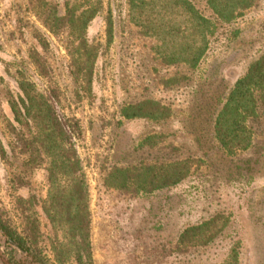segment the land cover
I'll list each match as a JSON object with an SVG mask.
<instances>
[{
  "label": "rangeland",
  "instance_id": "obj_1",
  "mask_svg": "<svg viewBox=\"0 0 264 264\" xmlns=\"http://www.w3.org/2000/svg\"><path fill=\"white\" fill-rule=\"evenodd\" d=\"M47 1L63 13L73 0ZM100 1L86 28L88 43L97 48L87 86L69 74L65 29L50 31L27 0H0V215L27 233L24 245L31 249H20L0 231V264H40L39 256L54 263L52 241L63 235L43 209L46 161H33L30 150L17 142L19 136L30 139L35 130L28 116L15 120L9 106L22 77L41 89L53 86L63 115L74 116L81 127L76 144L88 185L96 264H218L234 250L236 264H264V102L248 122L252 143L247 149L228 153L213 130L228 90L264 51V0H255L220 27L195 67L159 60L152 39L129 20L125 0ZM195 4L203 7L202 0ZM37 32L46 45L38 42ZM31 48L48 60L50 72H36L27 57ZM144 97L169 106V116L121 115L122 106ZM152 133L158 143H145ZM182 157L188 158V174L170 186L132 194L103 183V172L112 165ZM24 205L34 213V232L22 230ZM214 216L209 242L179 241L186 226Z\"/></svg>",
  "mask_w": 264,
  "mask_h": 264
},
{
  "label": "trees",
  "instance_id": "obj_2",
  "mask_svg": "<svg viewBox=\"0 0 264 264\" xmlns=\"http://www.w3.org/2000/svg\"><path fill=\"white\" fill-rule=\"evenodd\" d=\"M27 1L50 31H67L70 46L69 74L79 77L76 80L83 85L86 81L89 86L97 48L95 44L88 43L86 28L102 2L84 0L87 1L84 6L73 0L66 3L63 13H59L50 1ZM202 1L203 7L196 5L195 0H125V3L129 20L146 37L152 39L151 47L159 60L165 64L195 67L206 58L207 50L218 29L228 25L255 2ZM106 24L109 41L113 33L110 14ZM35 36L40 44L46 45V38L41 32H37ZM29 52L27 57L35 66L36 72L51 71L50 63L41 52L36 48H31ZM168 82L170 83L169 79ZM18 89L16 98L9 101L13 117L19 121L22 114L28 116L34 121L35 130L30 139L19 136L17 142L30 150L33 161H46L48 190L43 209L63 232L62 237H56L52 241L54 263L49 257L39 256L38 260L40 264H96L92 245L89 191L76 144L81 133L78 120L74 116L63 115L60 95L53 86L41 89L22 77L18 80ZM260 102H264V51L250 61L245 72L236 78L214 118V135L228 153H237L251 145L252 129L248 122L259 115ZM170 111V107L159 100L144 97L125 104L120 113L128 118L145 117L158 120L169 116ZM155 136L158 137V134L152 133L144 142L150 145L158 143V140H153ZM189 167L188 158L183 157L150 164L112 165L103 172L102 178L105 186L118 192H151L155 188L176 184L188 174ZM23 201L28 203L27 200ZM28 208L30 207L27 205L22 207L25 219L22 230L34 232L37 229L36 219L33 211L28 213ZM215 222L214 216L186 226L179 234V241L185 244L209 242L214 234L210 231ZM0 231L7 241L27 253L31 252L30 247L24 245L27 233L24 236L16 231L1 215ZM237 257V251L234 250L218 264H236Z\"/></svg>",
  "mask_w": 264,
  "mask_h": 264
}]
</instances>
